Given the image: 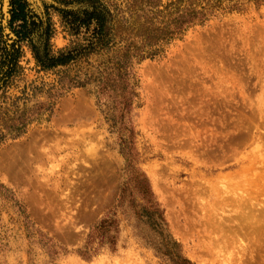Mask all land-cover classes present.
<instances>
[{
	"label": "rangeland",
	"instance_id": "obj_1",
	"mask_svg": "<svg viewBox=\"0 0 264 264\" xmlns=\"http://www.w3.org/2000/svg\"><path fill=\"white\" fill-rule=\"evenodd\" d=\"M223 6L135 66L134 149L189 260L264 264V2ZM109 7L111 0H0V109H52L0 145V264H163L125 223L116 252L80 253L116 205L126 159L93 87L69 82L97 75L104 57L55 68L50 59L91 38L95 24L88 31L74 18ZM4 48L20 53L9 77Z\"/></svg>",
	"mask_w": 264,
	"mask_h": 264
},
{
	"label": "trees",
	"instance_id": "obj_2",
	"mask_svg": "<svg viewBox=\"0 0 264 264\" xmlns=\"http://www.w3.org/2000/svg\"><path fill=\"white\" fill-rule=\"evenodd\" d=\"M224 1L111 0V8L104 12L87 13L85 19L74 18L75 24L85 26L88 31L95 24L86 45H76L58 58L50 59L51 68H55L82 61L88 63L95 55L104 57L97 75L75 76L69 82L74 88L93 87L97 106L111 131L119 134L120 151L126 159L116 205L93 227L80 252L82 257L90 258L104 247L116 252L125 223L133 236L154 251L163 264H195L184 255L182 246L169 232L165 211L135 155L136 131L131 117L138 94L133 84V70L138 64L162 56L192 28L205 25L216 11L224 9ZM256 2L260 4L264 0ZM238 7L237 4L229 10ZM4 52L9 77L17 69L20 53L15 48L11 51L4 48ZM37 57L43 63L39 52ZM47 110L52 109H0V145L24 136Z\"/></svg>",
	"mask_w": 264,
	"mask_h": 264
},
{
	"label": "water",
	"instance_id": "obj_3",
	"mask_svg": "<svg viewBox=\"0 0 264 264\" xmlns=\"http://www.w3.org/2000/svg\"><path fill=\"white\" fill-rule=\"evenodd\" d=\"M55 6L58 9L66 10V11H81L82 9H84L83 6H65L63 4H56V3H55Z\"/></svg>",
	"mask_w": 264,
	"mask_h": 264
},
{
	"label": "flooded vegetation",
	"instance_id": "obj_4",
	"mask_svg": "<svg viewBox=\"0 0 264 264\" xmlns=\"http://www.w3.org/2000/svg\"><path fill=\"white\" fill-rule=\"evenodd\" d=\"M37 25V21L33 20V24L31 26L28 25V29H34L35 26Z\"/></svg>",
	"mask_w": 264,
	"mask_h": 264
}]
</instances>
